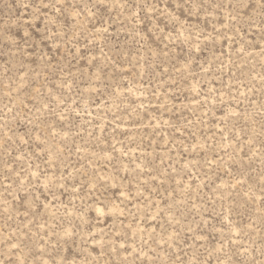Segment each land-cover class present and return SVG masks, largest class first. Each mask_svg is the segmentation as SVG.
Returning a JSON list of instances; mask_svg holds the SVG:
<instances>
[{"label":"rangeland","instance_id":"rangeland-1","mask_svg":"<svg viewBox=\"0 0 264 264\" xmlns=\"http://www.w3.org/2000/svg\"><path fill=\"white\" fill-rule=\"evenodd\" d=\"M0 264H264V0H0Z\"/></svg>","mask_w":264,"mask_h":264}]
</instances>
